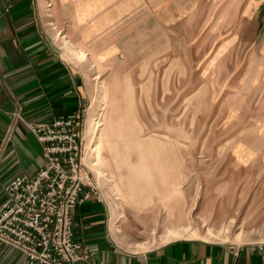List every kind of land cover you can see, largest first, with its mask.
Listing matches in <instances>:
<instances>
[{"label": "rangeland", "instance_id": "374dc122", "mask_svg": "<svg viewBox=\"0 0 264 264\" xmlns=\"http://www.w3.org/2000/svg\"><path fill=\"white\" fill-rule=\"evenodd\" d=\"M253 5L48 0L56 50L84 76L83 163L119 215L124 249L185 230L179 239L264 245V54ZM97 144L101 176L88 161Z\"/></svg>", "mask_w": 264, "mask_h": 264}, {"label": "crops", "instance_id": "0c3cea01", "mask_svg": "<svg viewBox=\"0 0 264 264\" xmlns=\"http://www.w3.org/2000/svg\"><path fill=\"white\" fill-rule=\"evenodd\" d=\"M43 2L0 0V207L5 185L18 176H33L43 164L27 124L72 115L88 102L82 72L56 50ZM253 4L250 16L260 35L255 48L264 54V0ZM75 233L93 254L92 264H264V250L250 244L182 238L144 251L124 249L103 201L77 207ZM21 261L18 251L0 243V264Z\"/></svg>", "mask_w": 264, "mask_h": 264}, {"label": "built area", "instance_id": "2783aa9c", "mask_svg": "<svg viewBox=\"0 0 264 264\" xmlns=\"http://www.w3.org/2000/svg\"><path fill=\"white\" fill-rule=\"evenodd\" d=\"M86 110L47 122L28 123L40 145L42 166L4 187L0 207V243L22 256L21 264H92L93 254L76 238L79 205L103 201L91 171L83 163ZM264 250V245H257Z\"/></svg>", "mask_w": 264, "mask_h": 264}, {"label": "bare ground", "instance_id": "6f19581e", "mask_svg": "<svg viewBox=\"0 0 264 264\" xmlns=\"http://www.w3.org/2000/svg\"><path fill=\"white\" fill-rule=\"evenodd\" d=\"M42 7L44 9H46L48 7V0H44ZM101 111V106L97 103L94 105L92 113L89 117L88 120V124H89V129H91V139H96L97 137V121H98V117H99V112ZM98 144L93 146V148L90 149L89 152V157H88V161H89V168L95 172L98 176H101V170L99 165L96 162L91 161V159H93L94 157L96 158V154H98ZM116 212V211H115ZM119 222V215L118 214H114L112 217V224L113 226H115V232L119 233V229H118V224ZM186 230L183 231L182 233L179 232H172L170 233L168 236H166V239H179L181 238L183 235H186ZM141 246V245H138Z\"/></svg>", "mask_w": 264, "mask_h": 264}]
</instances>
